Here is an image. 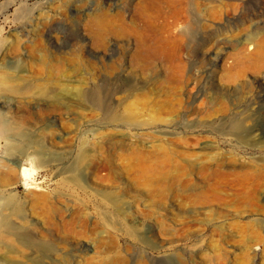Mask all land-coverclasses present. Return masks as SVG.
Instances as JSON below:
<instances>
[{"label": "rangeland", "instance_id": "374dc122", "mask_svg": "<svg viewBox=\"0 0 264 264\" xmlns=\"http://www.w3.org/2000/svg\"><path fill=\"white\" fill-rule=\"evenodd\" d=\"M263 51L264 0H0V264H264Z\"/></svg>", "mask_w": 264, "mask_h": 264}, {"label": "bare ground", "instance_id": "6f19581e", "mask_svg": "<svg viewBox=\"0 0 264 264\" xmlns=\"http://www.w3.org/2000/svg\"><path fill=\"white\" fill-rule=\"evenodd\" d=\"M94 25H95V24H94ZM94 25H93V27H94ZM101 25H102V27H103L102 22H101V21H98L96 26H97V28L99 29ZM93 27L91 28V33H93L94 31L97 30L96 28H93ZM93 34H94L95 36H99V35H101V31H100V33L95 32V33H93ZM140 46H141V45H140ZM260 49H261V48H260ZM263 53H264V51H263ZM259 59H261V51H260V53H259ZM256 64H258V63L256 62ZM253 67H254V66H253ZM255 67H257V66H255ZM49 94H51V93L49 92ZM76 95H77V98H79V99H81V100H85V99H87V95H86V94L78 93V94H76ZM95 97H96V98H95ZM94 98H95V102H94V103L92 102L91 104H93V105H101V101H99V99H97V98H98V92H96ZM89 102H90V100H89ZM240 128H241V125L238 124V123H235V124H233V126H232V130H233V132H238V130H240ZM9 130H13V129L10 128V126H8V125L6 124V121L3 119L2 115L0 114V134L5 135L7 132H9ZM17 134H18V133H17ZM20 136L25 137V135H24L23 133H20ZM12 137H13V136H12ZM27 140H28V139H27ZM38 152H39V153H46L45 150H44V148H43L40 144H39ZM71 171H72V172H76V171H77V165H72V166H71ZM19 172H20V174H21L23 177H25L26 179L28 178V177H27L28 173H27L26 168L20 166V167H19ZM23 183L26 184L25 181H24ZM9 228H10V227H9ZM37 247H39V246H37Z\"/></svg>", "mask_w": 264, "mask_h": 264}, {"label": "water", "instance_id": "95a60500", "mask_svg": "<svg viewBox=\"0 0 264 264\" xmlns=\"http://www.w3.org/2000/svg\"><path fill=\"white\" fill-rule=\"evenodd\" d=\"M23 185H25L24 183H22Z\"/></svg>", "mask_w": 264, "mask_h": 264}]
</instances>
